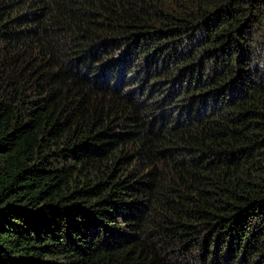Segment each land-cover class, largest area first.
<instances>
[{
    "label": "trees",
    "instance_id": "trees-1",
    "mask_svg": "<svg viewBox=\"0 0 264 264\" xmlns=\"http://www.w3.org/2000/svg\"><path fill=\"white\" fill-rule=\"evenodd\" d=\"M0 264H264V0H0Z\"/></svg>",
    "mask_w": 264,
    "mask_h": 264
}]
</instances>
